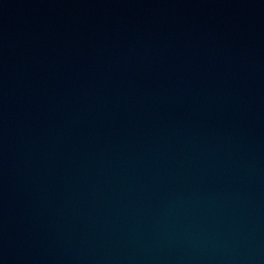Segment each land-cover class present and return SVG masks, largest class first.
<instances>
[{
    "label": "water",
    "instance_id": "1",
    "mask_svg": "<svg viewBox=\"0 0 264 264\" xmlns=\"http://www.w3.org/2000/svg\"><path fill=\"white\" fill-rule=\"evenodd\" d=\"M0 264H264V0H0Z\"/></svg>",
    "mask_w": 264,
    "mask_h": 264
}]
</instances>
